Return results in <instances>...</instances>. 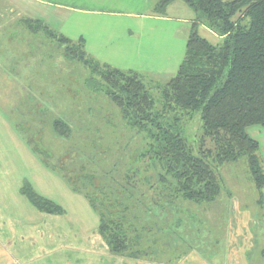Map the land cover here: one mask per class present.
<instances>
[{
  "label": "rangeland",
  "instance_id": "obj_1",
  "mask_svg": "<svg viewBox=\"0 0 264 264\" xmlns=\"http://www.w3.org/2000/svg\"><path fill=\"white\" fill-rule=\"evenodd\" d=\"M11 7L3 11L0 34V264H264V187L255 186L247 160L214 164L220 194L213 202L174 197L158 182L164 171L143 134L124 120L115 99L94 89L105 72L101 64L135 72L161 112L163 85L184 57V25L133 20L120 10L119 18L69 13L52 29ZM180 11L169 18L193 17ZM136 23L145 25L139 36ZM198 33L220 41L200 26ZM61 36L71 43H61ZM81 36L96 41L95 51L83 50L88 65L78 60ZM134 47L139 61L128 52ZM88 79H95L92 90ZM57 123L65 127L57 130ZM181 127L193 153L212 151L198 115L182 117ZM89 178L95 188L83 182ZM24 183L65 214L38 212L18 194ZM74 186L87 199L110 193L113 210L126 209L134 245L125 253H111L97 229L90 231L97 214ZM48 253L54 256L45 259Z\"/></svg>",
  "mask_w": 264,
  "mask_h": 264
},
{
  "label": "trees",
  "instance_id": "obj_2",
  "mask_svg": "<svg viewBox=\"0 0 264 264\" xmlns=\"http://www.w3.org/2000/svg\"><path fill=\"white\" fill-rule=\"evenodd\" d=\"M174 1L185 4L195 19L183 60L161 90V112L154 109L153 97L135 72L101 64L105 72L98 83L105 88L96 82L94 89L99 88L115 99L124 120L143 134L149 152L164 171L158 182L164 188L169 185L174 197L197 203L213 202L220 194L214 164L219 167L242 158L247 160L255 186L261 189L264 174L258 158L259 144L247 134V129L264 126V0H162L155 12H162ZM199 26L206 27L220 41L212 44L201 37ZM59 38L61 43H71L62 36ZM83 44L79 40L78 60L88 65L84 62ZM87 81V88L91 89L95 79ZM195 114L201 122L202 138L213 146L212 151L199 149L197 155L181 127L182 117ZM57 125V130L64 126ZM93 180L83 182L95 188ZM81 189L72 187L74 192L85 196ZM20 193L38 212L64 215L58 205L38 196L28 184H23ZM102 195L91 199L85 196L99 218L97 234L111 253H125L134 245L128 236V220L124 215L127 211L115 212L110 193Z\"/></svg>",
  "mask_w": 264,
  "mask_h": 264
},
{
  "label": "crops",
  "instance_id": "obj_3",
  "mask_svg": "<svg viewBox=\"0 0 264 264\" xmlns=\"http://www.w3.org/2000/svg\"><path fill=\"white\" fill-rule=\"evenodd\" d=\"M161 1L162 0H0V34L3 33V31H1V29H3V11L7 13L8 12L7 10L9 8L11 10L12 8L11 6H13L15 9L19 10L20 12L19 15H21L22 19L24 18L37 19V20L42 21L49 28H52V29L54 27L62 25L65 22V19L68 18L69 13L70 14L80 13L81 15L86 16V17L87 16L96 17V16L106 15L111 18H119V16L122 15V13H120V10H122V11H129V13L125 15L130 16L131 17L130 19H133V20H145V21H150V22H155V23H160V24L162 23L166 24V23L171 22L172 19H174L177 22L179 21L181 24L184 25L183 31L184 29H186L187 30L186 36H188L190 32V27L193 24L194 19H195V15L193 14V17H190L188 19L186 18L185 20H180L178 18H169L168 16L169 12L181 10L180 12L187 14L186 11L190 9L185 4H183L185 7L180 5L179 3L180 1H174L170 3L168 6H166L162 12L157 13L155 12L156 5ZM137 2L140 5L139 8H135ZM5 18L7 19L8 16H6ZM144 26L145 25L142 23H136L135 25H133V28L137 29L138 36L141 33H143V29H145L143 28ZM200 27L203 29L204 32H210L206 27L204 26H200ZM81 39L84 42L83 47L86 52L88 50L89 51L96 50V48L92 47L93 42H96V41H89V39L86 36L84 38L85 40L83 39L82 36H81ZM127 49L129 50L128 52L131 53V56L136 58L137 61H139V58H138L139 48L134 47L131 49L129 48ZM2 51H3V40L0 41V52ZM103 61H106V60H103ZM165 63L168 66V61H166ZM178 67L176 68L178 69ZM251 128H254L252 134H249V133L247 134L252 139L256 140L259 144L258 158L260 160L261 167L264 171V126L262 127L256 126V127H251ZM0 183H1V179H0ZM1 187L2 186H0V188ZM20 190L21 188L18 190V194L22 196L20 193ZM2 195H3V189H0V197H2ZM22 197L26 199L24 196ZM89 206L91 207L90 204ZM0 211L3 212V203L1 200H0ZM13 215L16 217V219L18 218L17 217L18 213L12 214V216ZM97 222H98L97 227L93 228L90 231H94L95 229H98V225H99L98 216H97ZM26 223H29V222L26 221ZM87 231L88 230H86L85 233ZM48 254H51V253H48ZM43 256L44 254L39 253V255H36L35 257L41 260L43 259ZM52 256H54V254L47 255L45 259L46 258L50 259ZM80 259L82 260V258Z\"/></svg>",
  "mask_w": 264,
  "mask_h": 264
}]
</instances>
